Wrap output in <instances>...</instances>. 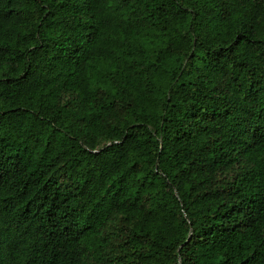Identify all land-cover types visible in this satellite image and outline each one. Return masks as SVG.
<instances>
[{
    "label": "trees",
    "instance_id": "16d2710c",
    "mask_svg": "<svg viewBox=\"0 0 264 264\" xmlns=\"http://www.w3.org/2000/svg\"><path fill=\"white\" fill-rule=\"evenodd\" d=\"M0 264H264V0H0Z\"/></svg>",
    "mask_w": 264,
    "mask_h": 264
}]
</instances>
